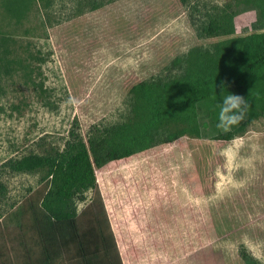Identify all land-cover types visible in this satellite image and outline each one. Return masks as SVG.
<instances>
[{"label":"rangeland","instance_id":"374dc122","mask_svg":"<svg viewBox=\"0 0 264 264\" xmlns=\"http://www.w3.org/2000/svg\"><path fill=\"white\" fill-rule=\"evenodd\" d=\"M4 1L0 264H82L74 248L45 253L30 230L27 207L49 169L8 164L54 157L105 131L108 145L135 151L95 170L122 264H243L241 247L264 264V117L216 141L211 103L185 105L176 84L192 49L211 54L224 39L205 28L226 21L227 7L240 9L230 38L264 32V0H25L18 17ZM141 83L145 96L132 92ZM94 198L91 190L75 200L77 215Z\"/></svg>","mask_w":264,"mask_h":264},{"label":"trees","instance_id":"16d2710c","mask_svg":"<svg viewBox=\"0 0 264 264\" xmlns=\"http://www.w3.org/2000/svg\"><path fill=\"white\" fill-rule=\"evenodd\" d=\"M36 1L43 6L48 3V0ZM255 1L244 0V4L255 7ZM24 2L10 0L8 3L5 0L4 8L10 15L18 17ZM180 2L185 5L189 0ZM239 10V6H229L224 17L226 21H209L205 33L224 39L219 41V46L211 54L192 49L185 60L188 70L176 82L184 90L185 105L211 103L208 116L214 121L212 127L216 141L229 142L236 135L243 134L255 119L264 117V32L230 38L232 19ZM224 68L229 69L226 77ZM222 81L225 82V95L232 93L243 96L250 104L245 120L227 132L216 126L218 105L222 101L219 87ZM132 92L145 96L149 93L148 86L141 83ZM104 134L101 138L86 142L78 140L73 145L68 143L54 157L28 155L8 164L10 170L19 173H30L42 167L49 169L44 193L27 207L30 230L43 242L45 253L47 246L56 247L61 253L74 248L77 260L82 264H122L97 188L95 170L130 158L135 151L108 145L109 132L105 131ZM3 190L0 182V192ZM91 190L95 192V198L77 215L74 201L84 200L85 193ZM49 254L51 250L43 261L49 259ZM238 255L243 264H257L244 247L239 249Z\"/></svg>","mask_w":264,"mask_h":264},{"label":"clouds","instance_id":"9594fccd","mask_svg":"<svg viewBox=\"0 0 264 264\" xmlns=\"http://www.w3.org/2000/svg\"><path fill=\"white\" fill-rule=\"evenodd\" d=\"M219 87L222 101L218 105L219 112L216 126L218 129L227 132L230 131L233 126L245 120L250 104L248 99L243 96L232 93L225 95V82L222 81Z\"/></svg>","mask_w":264,"mask_h":264}]
</instances>
